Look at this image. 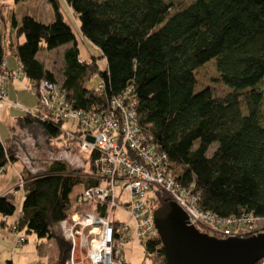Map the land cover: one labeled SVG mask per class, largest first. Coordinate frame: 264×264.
Wrapping results in <instances>:
<instances>
[{
    "label": "trees",
    "instance_id": "obj_1",
    "mask_svg": "<svg viewBox=\"0 0 264 264\" xmlns=\"http://www.w3.org/2000/svg\"><path fill=\"white\" fill-rule=\"evenodd\" d=\"M12 1L8 15L0 12V74L7 71L9 52L31 88L41 80L56 82L81 110L106 109L111 97L130 89L139 125L166 154L176 180L192 186L199 208L222 218L264 215V0H64L80 35L98 48L103 68L94 55L79 57L76 34L58 0H48L49 21L26 9L29 0ZM60 47L57 81L38 53ZM212 59L229 89L222 96L208 86L196 89L195 70ZM95 75L96 87L88 88ZM60 124L24 112L18 130L0 140V172L20 161L23 179L19 210L6 226L55 240L57 259L43 264H65L68 258L69 242L57 227L61 219L75 209L102 212L99 203L73 206L70 197L77 186L96 185V178L61 159L37 156L47 143L38 142L37 131L50 142L60 137ZM12 196L0 195L2 225L15 212ZM156 199L157 205L168 200L162 193ZM142 251L150 264H166L156 233Z\"/></svg>",
    "mask_w": 264,
    "mask_h": 264
},
{
    "label": "built area",
    "instance_id": "obj_2",
    "mask_svg": "<svg viewBox=\"0 0 264 264\" xmlns=\"http://www.w3.org/2000/svg\"><path fill=\"white\" fill-rule=\"evenodd\" d=\"M7 78L20 80L25 76L19 65L14 71L0 74V99H4ZM26 87L38 101L31 114L47 125L60 122L61 132L77 139L81 153L89 156L95 152L90 161V177L98 183L78 191L73 206L99 203L102 212L75 209L57 223L62 237L69 242L65 264H128L123 259V244L131 239L143 244L155 234L152 210L157 206L159 193L185 212L188 224L208 235L243 237L264 231V222L258 223L264 220V215L249 211L222 218L198 207V196L192 186H182L176 180L166 154L139 125L130 89L111 97L106 109L81 110L72 107L56 82L41 80L35 87L28 84ZM66 120L76 122L72 132L62 129ZM22 184L23 179L18 175L15 188L2 195H14L16 188L22 192ZM123 191L127 192V199L121 202ZM115 209H123L128 220L133 221L132 234L128 221L111 217ZM7 227L12 232L19 231L14 224ZM24 240L23 235H18L15 243L20 245ZM255 264H264V257Z\"/></svg>",
    "mask_w": 264,
    "mask_h": 264
},
{
    "label": "rangeland",
    "instance_id": "obj_3",
    "mask_svg": "<svg viewBox=\"0 0 264 264\" xmlns=\"http://www.w3.org/2000/svg\"><path fill=\"white\" fill-rule=\"evenodd\" d=\"M0 4V12L1 14L8 15L9 14V7L13 6L12 0H1ZM63 18L71 25L74 30V33L77 37V44H78V55L81 59H86L90 55L99 56L100 52L98 48L89 42L86 38L82 37L79 33L77 21L70 13L66 3L64 0H58ZM25 7L27 10L34 11L37 16L43 19V21H49L52 17V10L48 0H29ZM24 5L17 7V12L19 10H23ZM63 47L58 49H53L51 51H41L38 53L39 59L43 62V64L49 68L55 77V80L60 81L61 79V68H62V59H61V51ZM12 56L7 55L6 58H11ZM13 58V57H12ZM97 62L100 68L104 67V59L97 57ZM17 64H15L14 68H7V71H14L17 69ZM195 79H196V89L208 86L214 96H222L229 92V89L221 82L219 73L216 70L215 61L209 60L208 62L204 63L202 66L195 70ZM22 81L26 82L25 78L20 80L7 78L5 81V90L6 86L13 82L17 84ZM98 82L97 75L93 76L90 80L87 81L86 85L88 88L96 87ZM25 85V83H24ZM21 88H25L26 91H29L25 85L21 86ZM29 94L28 92H26ZM14 90L11 88V92L6 94L4 100L7 101L8 106H10L9 115L11 117H16L22 115L24 112L19 110L18 108L13 109V107H20L18 104L16 97L14 96ZM24 93V92H23ZM22 93V94H23ZM33 94V93H32ZM34 95V94H33ZM35 96V95H34ZM23 99V95H22ZM19 101V100H18ZM13 106V107H12ZM76 128V122L72 120H66L62 123V129L67 132H72ZM38 132V142L43 143L46 141V145L40 146V149L37 151V156L40 158H45L48 160L51 159H61L70 169H75L77 172L83 175H90L91 173V166H90V159L88 154L81 153L77 146V139L72 140V138L61 132L60 137L56 139H51L50 142L46 140L44 134ZM49 142V143H48ZM46 146V147H45ZM215 144H211L209 148V152L214 148ZM21 166L19 161H14L11 164H7L5 170L0 172V175L3 174L5 176V181H10L11 178L14 177V167L19 169ZM16 176V182H17ZM15 182V183H16ZM102 184V183H101ZM13 188V187H12ZM81 187L77 186L71 192V198L75 196V193L80 191ZM16 193L12 196V200L15 205V212L4 219V224H0V264H6V261L10 260L11 264H43L55 261L57 259V246L56 242L53 238L47 237H37L34 233H23V231L12 232L6 226L9 222H11L18 212V206L20 204L21 199V190L16 188ZM127 199V192L123 191L120 194V201L124 202ZM111 217H116L120 221H128L130 234L133 232L134 223L131 219L128 220L127 213L123 209H115L111 212ZM264 220H260L258 223L262 224ZM59 230V229H58ZM61 234V233H60ZM18 235H23L25 240L20 244L17 245L15 243L16 238ZM123 259L124 262L128 264H150V260L147 257L143 256L142 251V244L138 242L137 239H131L130 241H126L123 244Z\"/></svg>",
    "mask_w": 264,
    "mask_h": 264
},
{
    "label": "water",
    "instance_id": "obj_4",
    "mask_svg": "<svg viewBox=\"0 0 264 264\" xmlns=\"http://www.w3.org/2000/svg\"><path fill=\"white\" fill-rule=\"evenodd\" d=\"M152 221L166 264H255L264 257V231L243 237L208 235L188 224L172 200L152 210Z\"/></svg>",
    "mask_w": 264,
    "mask_h": 264
},
{
    "label": "crops",
    "instance_id": "obj_5",
    "mask_svg": "<svg viewBox=\"0 0 264 264\" xmlns=\"http://www.w3.org/2000/svg\"><path fill=\"white\" fill-rule=\"evenodd\" d=\"M1 3L2 2L0 0V4ZM12 7H14V6H12ZM12 7H9V9H11ZM70 13H71V11H70ZM72 16H73V14H72ZM7 55L12 56L13 58L12 57L6 58ZM4 61L6 63V68H8V69L14 68L15 64H17V60L9 52L5 54ZM24 83L26 85L27 80H26V82L20 81L18 83V85L11 82L10 84H8V86H6L5 91H6V94H9V92H11V88H12V90H14V92H13L14 96L17 98L16 99L17 101H15V102H18V104H20V107H13L12 106L13 109L18 108L19 110H22L23 112H33L37 106V99H36V96H34L32 93L26 91L25 88H21V86L25 87ZM25 91L28 92L29 94L25 93ZM22 95H23V99H22ZM9 111H10V106H8L7 101L4 99H0V140H5V139L10 138V136L18 130V129H16V120H17V117H19V115L16 117H11L9 115L10 114ZM20 164H21V162H20ZM20 168H21V166L19 167V169H16L14 167V170H13L14 177L11 178L10 181H5V176L3 174L0 175V195H2L5 191L9 190L12 187L15 188V185H16L15 180H16V176L18 178ZM3 171H1V172H3ZM15 193H16V191H15ZM21 200H22V193H21L20 204H21ZM20 204H19L17 210H19ZM1 219H2V217L0 215V220ZM57 255H58V250H57Z\"/></svg>",
    "mask_w": 264,
    "mask_h": 264
}]
</instances>
